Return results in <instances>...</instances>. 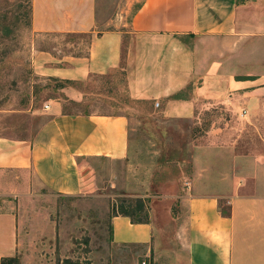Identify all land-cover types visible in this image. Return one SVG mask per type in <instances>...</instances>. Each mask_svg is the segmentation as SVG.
Wrapping results in <instances>:
<instances>
[{"label":"crops","instance_id":"crops-1","mask_svg":"<svg viewBox=\"0 0 264 264\" xmlns=\"http://www.w3.org/2000/svg\"><path fill=\"white\" fill-rule=\"evenodd\" d=\"M31 7L35 33H91L82 53L35 48L37 75L86 81L107 74L123 64L129 32V92L165 117L191 119L205 104L238 110L240 101L251 115L264 110V75L236 78L222 60L236 48L246 56V43L264 39V0H142L128 31L97 30V0H31ZM61 90L65 95L48 100L47 118L32 137L0 136V171L31 170L48 189L78 195L84 190L80 159L128 157L131 123L122 113L66 112L65 101H81L86 93L72 85ZM207 148L196 151L185 185L140 196L142 220L112 215L111 245L136 247L133 264H264V175L246 174L237 154L223 172V154ZM41 244L21 231L16 213L0 212V264L33 254L21 264H61ZM108 260L121 263L117 251Z\"/></svg>","mask_w":264,"mask_h":264},{"label":"rangeland","instance_id":"rangeland-1","mask_svg":"<svg viewBox=\"0 0 264 264\" xmlns=\"http://www.w3.org/2000/svg\"><path fill=\"white\" fill-rule=\"evenodd\" d=\"M141 2L97 0V30L128 31ZM31 11V0H0V136L32 137L47 118L48 100L65 95L56 80L36 74L34 49L82 53L91 39V33H35ZM130 35L125 34L121 67L80 82L77 85L86 93L83 100L64 104V110L70 112L127 115L131 123L129 156L80 159L84 190L78 195L48 189L31 170L0 171V212L16 213L21 231L42 243L48 259H64L61 264H108L115 251L120 264H133L136 247L111 245L112 215L126 210L144 217L145 209L138 206L140 196L150 194L149 189L159 195L163 186L174 189L189 182L193 157L200 148L208 146L212 151L214 146L223 154V172L232 164V154H237L246 174L259 170L264 175V110L251 115L240 101L238 110L229 103L205 104L191 119L165 117L154 104L135 99L129 92ZM246 44L243 51L248 55L237 48L231 50L234 53L222 59L224 67L239 79L264 75V39L257 36ZM151 184L157 188L147 186ZM34 259L35 254L24 259L16 256L7 263Z\"/></svg>","mask_w":264,"mask_h":264},{"label":"trees","instance_id":"trees-1","mask_svg":"<svg viewBox=\"0 0 264 264\" xmlns=\"http://www.w3.org/2000/svg\"><path fill=\"white\" fill-rule=\"evenodd\" d=\"M110 73V72H109ZM108 74V73H107ZM123 74H125L126 75V72L124 71L123 72ZM97 75H99V74H97ZM105 75V74H104ZM93 76V75H92ZM54 80H56V82H58V84H59V86L61 87V88H63V87H65V86H69V85H72V86H75V87H78L79 88V86L77 85V84H79L80 82H83V81H73V80H59V79H54ZM128 84V83H127ZM180 96V94H176L175 95V97H179ZM66 111V110H65ZM66 112H70V111H66ZM85 113V112H84ZM87 114H89V113H87ZM138 206L141 208V210L143 211V209H145V205H144V203H140V204H138ZM117 213H122V214H125V215H129V216H131V217H133V219L134 220H142L143 219V217L141 216V215H138V216H136L135 214H133V213H129V212H127L126 210L124 211H119V212H117ZM117 213H115V214H117ZM145 213V212H144ZM146 214V213H145ZM145 214H144V216H145ZM9 260V258H4L3 260H2V264H8L7 263V261Z\"/></svg>","mask_w":264,"mask_h":264},{"label":"built area","instance_id":"built-area-1","mask_svg":"<svg viewBox=\"0 0 264 264\" xmlns=\"http://www.w3.org/2000/svg\"><path fill=\"white\" fill-rule=\"evenodd\" d=\"M156 105H159V103L157 102ZM46 108H48V105H46ZM140 264H149V261L144 259V260L141 261Z\"/></svg>","mask_w":264,"mask_h":264}]
</instances>
